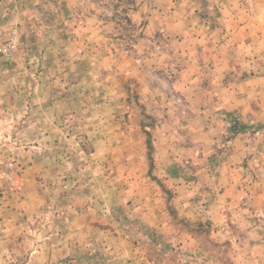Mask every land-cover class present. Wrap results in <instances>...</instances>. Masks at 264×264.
<instances>
[{
	"label": "rangeland",
	"instance_id": "374dc122",
	"mask_svg": "<svg viewBox=\"0 0 264 264\" xmlns=\"http://www.w3.org/2000/svg\"><path fill=\"white\" fill-rule=\"evenodd\" d=\"M195 1L0 0V264H264V103L219 100L264 45L190 51Z\"/></svg>",
	"mask_w": 264,
	"mask_h": 264
},
{
	"label": "crops",
	"instance_id": "0c3cea01",
	"mask_svg": "<svg viewBox=\"0 0 264 264\" xmlns=\"http://www.w3.org/2000/svg\"><path fill=\"white\" fill-rule=\"evenodd\" d=\"M198 3H202V5L207 4V2L203 3V1L201 0ZM198 3L195 1L194 5L196 6ZM209 7H213L212 15L203 16L204 28L202 31L196 29V25L198 23L196 25H191V28L188 27L187 36H190L192 40L191 44H193V46L188 45L187 49L193 52L201 49L203 53H211L216 51L218 55L217 57H215V59L219 61L217 65H220V52H225L226 47L224 44V40H226L228 37L229 45H231L235 52L255 50V46L259 42L264 45V36H260L259 34H257L255 29H253L248 24V19L251 20L250 14L246 13V10H244L245 7H243L239 1L215 0L214 2H211L209 4ZM197 8L198 7H195V9L191 11V14L195 16L196 20H198V17H200V13L196 15L195 10H197ZM170 17L175 26L174 34L179 35V31L183 28L181 17L177 15L174 17ZM212 23H214L215 26L212 25ZM212 39H214V41ZM191 64L192 65L190 66V68L197 67L196 62L193 63L192 61ZM222 69L223 72L229 71L224 67ZM198 78L200 79V77ZM261 82L262 80L256 77V75H250L249 77L245 76V78L240 79L239 84L235 88H232L231 86L228 88V84H226L225 87L221 90L222 93H220L221 97L219 99L220 105L223 107V113H225V115L235 114L244 116L249 112L253 105L259 102V100L264 103L263 98L260 99L259 96V94L263 92L264 88L262 87L260 88L261 90H259L255 86L256 84L258 85ZM193 84H199V82L193 81ZM188 90L193 94L191 96H196V99L199 98V95L194 94V89H191L189 87ZM206 92H208V90ZM204 94L205 93H203L201 96H203ZM225 124L227 125L228 123ZM237 139L238 140L236 144L238 146L240 137L238 136ZM262 194H264V191L262 192ZM250 240L255 241L256 252L258 250L264 253V233H261L260 231H255V233L252 232V237L250 238Z\"/></svg>",
	"mask_w": 264,
	"mask_h": 264
}]
</instances>
